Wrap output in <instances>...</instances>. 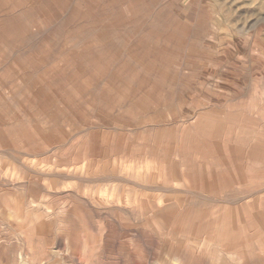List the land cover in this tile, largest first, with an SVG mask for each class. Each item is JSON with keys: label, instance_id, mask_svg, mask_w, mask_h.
<instances>
[{"label": "rangeland", "instance_id": "1", "mask_svg": "<svg viewBox=\"0 0 264 264\" xmlns=\"http://www.w3.org/2000/svg\"><path fill=\"white\" fill-rule=\"evenodd\" d=\"M0 264H264V0H0Z\"/></svg>", "mask_w": 264, "mask_h": 264}]
</instances>
